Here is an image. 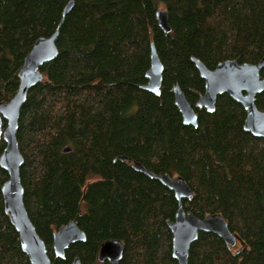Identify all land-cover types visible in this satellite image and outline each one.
I'll use <instances>...</instances> for the list:
<instances>
[{
    "label": "trees",
    "instance_id": "16d2710c",
    "mask_svg": "<svg viewBox=\"0 0 264 264\" xmlns=\"http://www.w3.org/2000/svg\"><path fill=\"white\" fill-rule=\"evenodd\" d=\"M67 2L0 0V102L15 94L25 55L54 32ZM158 9L168 13L169 32L158 25ZM151 43L163 66L159 95L142 88ZM56 47L27 93L16 132L24 205L51 261L107 264L99 246L119 239L118 264H177L167 226L178 208L174 193L117 159L124 155L183 177L193 191L184 210L200 218L220 213L243 241L232 246L199 232L188 264H264V138L243 129L246 112L228 94L213 112L195 106L204 80L191 61L210 69L225 59L259 61L264 0H73ZM176 84L197 113L196 127L174 104ZM255 102L264 111V91ZM4 146L0 139V154ZM65 146L71 150L62 152ZM7 178L0 167V188ZM71 220L85 240L55 258L53 232ZM0 264H31L1 190Z\"/></svg>",
    "mask_w": 264,
    "mask_h": 264
},
{
    "label": "water",
    "instance_id": "95a60500",
    "mask_svg": "<svg viewBox=\"0 0 264 264\" xmlns=\"http://www.w3.org/2000/svg\"><path fill=\"white\" fill-rule=\"evenodd\" d=\"M73 5V0L65 4L61 20L49 36L38 37L29 52L23 59V64L18 71L19 84L15 94L8 100L0 102V139L5 146L0 154V167L3 168L8 178L0 188L4 212L8 215L10 223L18 233L22 251L27 255L31 264H55L48 256L46 246L39 237L27 214L23 195L24 189L20 181V167L23 156L19 150L16 132L18 118L23 103L30 88L41 80L40 68L57 55L56 39L58 29L64 16ZM156 19L160 29L170 31L168 13L164 9L156 11ZM199 76L204 80V91L198 97L195 106L207 112L215 110L217 97L228 94L233 100L240 103L246 112L243 129L255 137L264 138V111L256 106V97L264 91V56L257 62H237L235 59L219 61L214 68H208L201 60L191 57ZM163 66L157 51L151 43L150 66L145 73L147 83L143 89L155 94H160ZM174 104L181 114L184 124L197 126V113L187 101L179 85L172 87ZM3 120L5 125L3 126ZM71 148L65 146L62 152H69ZM119 160H127L132 167L156 179L174 193L178 208L173 221H167V226L172 233V257L177 264H188L189 248L199 232H210L219 236L226 244L235 245L238 241L243 244L239 235L231 232L225 218L220 213H208L197 217L190 211H185L182 199L190 198L193 191L187 181L179 175L164 172L155 173L147 169L142 163L127 156H117ZM85 234L77 226L76 220L60 226L53 232V253L55 258H63L65 249L76 241H84ZM123 243L119 239H107L99 246L98 260L107 264H118L123 253ZM72 264H82L77 256Z\"/></svg>",
    "mask_w": 264,
    "mask_h": 264
}]
</instances>
